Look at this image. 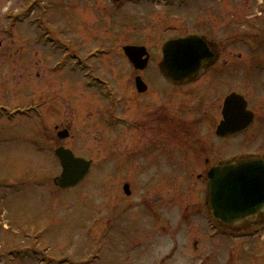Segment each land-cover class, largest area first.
<instances>
[{
    "label": "rangeland",
    "instance_id": "obj_1",
    "mask_svg": "<svg viewBox=\"0 0 264 264\" xmlns=\"http://www.w3.org/2000/svg\"><path fill=\"white\" fill-rule=\"evenodd\" d=\"M201 29L224 41L226 58L237 62L210 81H241L254 101L248 81L264 80V0H0V264L236 263L235 242L219 236L204 206L205 184L182 177L192 167L178 165L173 180L159 182L156 210L142 204L143 189L126 198L127 172L108 158L110 133L120 136L122 124L111 122L100 87L87 86L96 77L135 81L126 44L154 55L145 81H167L157 65L162 45ZM42 33L52 46L80 49L81 70L71 72L67 62L52 73V53L60 51L38 39ZM61 92L62 118L60 106L46 111ZM80 93L81 114L72 109ZM31 104L45 111L48 138ZM56 123L69 128L68 138L57 136ZM59 146L94 161L77 186L54 183L62 171Z\"/></svg>",
    "mask_w": 264,
    "mask_h": 264
},
{
    "label": "flooded vegetation",
    "instance_id": "obj_2",
    "mask_svg": "<svg viewBox=\"0 0 264 264\" xmlns=\"http://www.w3.org/2000/svg\"><path fill=\"white\" fill-rule=\"evenodd\" d=\"M191 35L201 36L211 55L205 60L208 67L205 66V70L200 75L196 73V77L190 81H170L162 74L160 63L163 59V45L162 58L157 65L167 81H145L142 73L153 65L154 55L148 49L149 62L145 68L138 69L129 60L123 45V56L133 67L135 81H103L96 77L99 81H91L87 86L93 87L96 84L100 87V95L105 97L103 101L112 118L111 122L122 124L120 136L116 135L117 131L110 133L108 158L116 167L115 171L120 167L127 172L121 179L126 198H132L138 187L147 192L143 195L142 204L156 210L161 196L159 182L163 178L173 180L177 176L176 166L186 165L192 168L182 177L205 184L204 206L209 214V172L213 167L221 166L222 176L229 167L249 162L262 165L260 169L264 171V99L260 100L264 98V80L248 81L256 94H250L255 98L254 101L248 94L250 92L241 88V81H210L223 79L229 67H235L237 62L226 58L224 41L217 39L208 30H196L171 39ZM38 39L50 45L53 41L47 38L46 33H42ZM52 47L60 51L57 56L52 53L55 59L48 65L52 73L59 72L67 62L71 72H77L78 66V71L81 70L80 49L72 45ZM257 47L254 45L252 49ZM106 48L104 52L108 53L109 48ZM52 54L49 55L51 59ZM257 64L254 63L256 67ZM229 72L236 73L233 70ZM137 77L143 81H137ZM72 88L75 92L73 85ZM65 95V92L57 95L58 99L46 111L53 106L59 108L61 103L66 106ZM77 96V103L72 109L81 114V93ZM72 104L73 101L70 107ZM28 108L44 118V130L40 133H45L48 138L45 111L38 110L37 104H31ZM62 109L60 117L65 114V107ZM54 128L60 139L70 136L66 126L56 123ZM256 130L258 133H255ZM66 131L68 135L61 138L60 135ZM247 133H251L253 141H245ZM88 159L92 160L91 171L94 161ZM163 164L174 169H165L169 173L164 174ZM134 176L140 182L137 186L133 183ZM125 185L129 186V192L125 191ZM255 187L256 193L243 200V209L247 211L245 216L234 222L221 219L212 223L219 236L235 242L236 252L230 254L236 256L235 264H264V180L256 183Z\"/></svg>",
    "mask_w": 264,
    "mask_h": 264
},
{
    "label": "water",
    "instance_id": "obj_3",
    "mask_svg": "<svg viewBox=\"0 0 264 264\" xmlns=\"http://www.w3.org/2000/svg\"><path fill=\"white\" fill-rule=\"evenodd\" d=\"M0 46L2 41L0 40ZM131 63L143 69L149 62V51L145 45L127 44L123 47ZM211 55L205 41L199 35H191L166 41L163 46V59L160 68L163 75L170 81H190L196 73L199 75L207 66L206 58ZM208 67V66H207ZM137 81H143L137 77ZM67 131L60 135L65 138ZM62 171L54 178L60 188L78 185L88 175L92 160L77 156L71 148L59 146L56 150ZM262 165L245 163L233 165L221 175V166H215L209 172L208 199L209 213L215 221L225 219L234 222L245 216L244 198L256 193V183L264 180ZM129 192V186L125 185Z\"/></svg>",
    "mask_w": 264,
    "mask_h": 264
}]
</instances>
